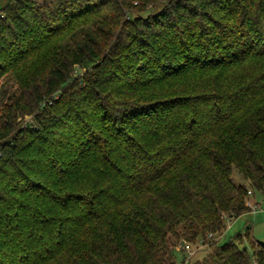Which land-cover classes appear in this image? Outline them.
Returning a JSON list of instances; mask_svg holds the SVG:
<instances>
[{"label": "trees", "instance_id": "1", "mask_svg": "<svg viewBox=\"0 0 264 264\" xmlns=\"http://www.w3.org/2000/svg\"><path fill=\"white\" fill-rule=\"evenodd\" d=\"M4 79L0 264H264V0H7Z\"/></svg>", "mask_w": 264, "mask_h": 264}, {"label": "rangeland", "instance_id": "2", "mask_svg": "<svg viewBox=\"0 0 264 264\" xmlns=\"http://www.w3.org/2000/svg\"><path fill=\"white\" fill-rule=\"evenodd\" d=\"M6 1L7 0H0V7H2L6 3ZM4 80L0 81V108L7 100L8 95L15 89V85L12 83L11 79H6L5 81ZM232 181L235 184H247L240 172L235 168L232 172ZM246 201L251 206V210L236 218L228 220L227 229L219 238V242L227 241L236 232L243 231L246 226H251V233L253 238L264 243V192L254 191L252 189V192L248 193V195L246 196ZM240 246H246L248 248V251H250L247 243H244V245ZM197 247L198 246H195V244L189 243V249L186 250L182 249V247H179V244L177 246L170 244V250L173 254H175L174 257L176 258V264H186L185 260H187V257L192 254H195L200 258L205 251H196Z\"/></svg>", "mask_w": 264, "mask_h": 264}, {"label": "built area", "instance_id": "3", "mask_svg": "<svg viewBox=\"0 0 264 264\" xmlns=\"http://www.w3.org/2000/svg\"><path fill=\"white\" fill-rule=\"evenodd\" d=\"M249 193H251V191H248ZM179 247H182L183 249L188 250L189 249V243H187L186 241L182 240L179 243Z\"/></svg>", "mask_w": 264, "mask_h": 264}, {"label": "crops", "instance_id": "4", "mask_svg": "<svg viewBox=\"0 0 264 264\" xmlns=\"http://www.w3.org/2000/svg\"><path fill=\"white\" fill-rule=\"evenodd\" d=\"M255 195V194H254Z\"/></svg>", "mask_w": 264, "mask_h": 264}]
</instances>
